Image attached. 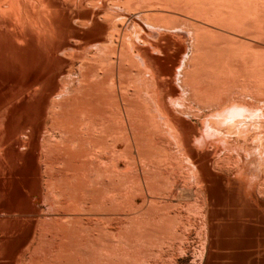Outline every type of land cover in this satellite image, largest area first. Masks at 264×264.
<instances>
[{"label":"bare ground","instance_id":"obj_1","mask_svg":"<svg viewBox=\"0 0 264 264\" xmlns=\"http://www.w3.org/2000/svg\"><path fill=\"white\" fill-rule=\"evenodd\" d=\"M0 264H264V0H0Z\"/></svg>","mask_w":264,"mask_h":264}]
</instances>
